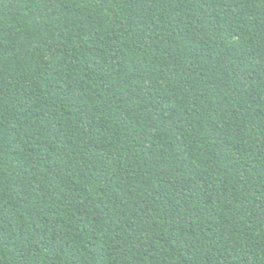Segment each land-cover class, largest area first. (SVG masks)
Instances as JSON below:
<instances>
[{"label": "trees", "instance_id": "1", "mask_svg": "<svg viewBox=\"0 0 264 264\" xmlns=\"http://www.w3.org/2000/svg\"><path fill=\"white\" fill-rule=\"evenodd\" d=\"M0 264H264V0H0Z\"/></svg>", "mask_w": 264, "mask_h": 264}]
</instances>
